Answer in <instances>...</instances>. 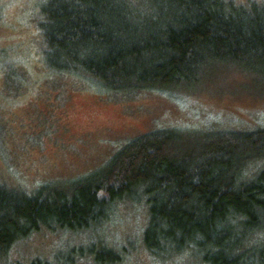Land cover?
<instances>
[{
  "label": "trees",
  "instance_id": "1",
  "mask_svg": "<svg viewBox=\"0 0 264 264\" xmlns=\"http://www.w3.org/2000/svg\"><path fill=\"white\" fill-rule=\"evenodd\" d=\"M37 22L48 70L108 92H194L236 69L264 99V0H48ZM128 202L148 206L142 241L162 262L194 250L189 264H264V127H160L87 175L0 178V264H24L5 259L34 232L97 230ZM117 246L99 264L121 261Z\"/></svg>",
  "mask_w": 264,
  "mask_h": 264
},
{
  "label": "rangeland",
  "instance_id": "2",
  "mask_svg": "<svg viewBox=\"0 0 264 264\" xmlns=\"http://www.w3.org/2000/svg\"><path fill=\"white\" fill-rule=\"evenodd\" d=\"M47 1L0 0L1 179L37 189L87 175L133 138L160 127H264V99L248 91L256 89L253 79L236 69L213 73L194 92L133 94L108 92L77 75L48 70L37 22ZM210 86L213 91L207 90ZM148 218L145 203L128 202L97 230L34 232L17 242L5 260L99 264L98 255L105 261L110 247L123 244L128 250L117 252L123 258L115 264L200 262L194 250L165 262L151 255L142 241Z\"/></svg>",
  "mask_w": 264,
  "mask_h": 264
}]
</instances>
